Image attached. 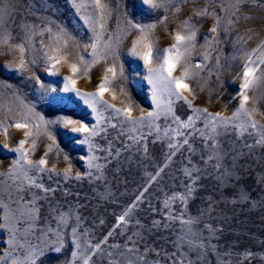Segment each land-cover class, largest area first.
Masks as SVG:
<instances>
[{
  "label": "rangeland",
  "instance_id": "obj_1",
  "mask_svg": "<svg viewBox=\"0 0 264 264\" xmlns=\"http://www.w3.org/2000/svg\"><path fill=\"white\" fill-rule=\"evenodd\" d=\"M107 2L113 12L108 28L118 31L122 37L117 49L120 56L117 71L123 65L124 77L113 85L117 99L113 100L111 93H105L104 99L116 107H123L131 101L134 117H140L149 111L159 112V115L146 118L136 125V131H132L127 125L112 118L108 112H103L97 127L98 134L92 136L88 144L78 143L87 134L73 133L71 126L48 125V130L55 138V145L48 154L46 167H54L60 175L41 173L27 165L21 169L15 166L20 154L12 149L19 147L18 142L24 139V130L9 125L15 121L22 122V115L26 111L22 104L30 105L45 120L65 117L92 128L97 125V118L96 113L74 93L61 91L64 86L63 77L71 75L67 65L59 66L56 76H49L44 71L42 60L33 66L32 71L49 89L42 92L28 73L19 74L14 67H6L10 62L15 63L18 53H11L7 45L0 46V103L6 106L0 111V264H84L86 258L89 259V264H102V258L103 264H107L109 251L114 253L112 258L117 264L120 261L140 264L137 254L127 251V247H134L135 242L140 239L137 233L143 234L155 247H163L169 252L174 250L173 242L177 246H181L182 240L196 245L201 240L210 239L211 243L219 246L221 254L231 250L233 255L230 259L233 264H237L241 258L237 254H242L245 250H250L254 258L245 260L244 264H264V144L256 143L264 137V128H239L241 120L234 119L226 128L218 127L217 135L205 120L206 114L201 113L197 117L183 101H175L174 98L162 95L161 107L157 109L152 102L151 85L145 79L147 73L143 62L128 55L132 41L139 32L129 30L126 23L128 20L138 24L156 23L152 38L156 41V46L163 49L173 42L170 33L178 30L181 22L192 15L193 8L214 9L215 15L200 18L199 21L193 17L190 23L199 29L197 52L202 53L204 49L200 46L204 44L205 34L216 23L217 16L223 17L218 33H208L218 35L222 44L217 45L219 52L213 53L207 67L188 83L196 94L193 107L232 117L240 103L238 92L242 82L240 76L245 63V50L251 52L252 49H257L253 59L264 51V48H258L261 38H264V8L241 5L237 11L231 0H215L211 4H206V0H188L187 3L177 4L173 0L156 10L149 9L143 4V0ZM49 7L55 10L37 9L36 15H27V19L40 24L42 20L37 17H48L67 26L83 49L89 43L91 33L75 14V9L66 0H53ZM91 13L92 9L88 8L85 14ZM229 18L233 20L232 25H227ZM22 19L24 15H13L10 19L0 17L4 29L10 31L14 38L13 43H19L23 38L19 27ZM161 19H164L163 24L159 23ZM226 26L231 29L227 34L223 31ZM247 35H252L253 38L246 44L233 46L238 36ZM81 54L89 59L87 52L81 51ZM217 56L219 68L214 67ZM201 59L200 55L194 54L192 62L197 63ZM113 62V58L101 61L90 70L88 76L81 73L76 78L77 88L82 92H94L104 75V68ZM179 72L178 69L175 75H179ZM120 87L125 88V93L119 92ZM248 94L250 101L247 107L256 108L253 119L258 125L264 126V78L257 80ZM184 95L188 96V93ZM169 99H173L171 115L167 114ZM189 99L192 97L189 96ZM189 116H193L194 125L190 129L180 128L179 123L174 120L178 117L180 123H186ZM113 123L117 125L115 128L111 127ZM4 127H8L7 137L4 135ZM131 136L137 139L143 136L144 139L137 143L136 140L129 139ZM209 137H213L224 147L233 145L235 149L220 161L222 166L219 170L212 168L216 160L204 163L207 156L214 152L211 147L212 139ZM32 139H36L37 143L35 151H29V157L36 161L44 155L51 141L45 135L33 136L24 145L25 149L29 148ZM185 139L189 141L188 145L184 144ZM169 143L176 145L175 149L169 148ZM173 151L176 154L167 158ZM237 152L241 155L233 160ZM65 156L68 157L67 160L64 159ZM69 166L72 172L65 179L62 173ZM160 169H163L160 177L149 183V177ZM194 169L200 171H193V177L199 176L201 179L197 182L195 197L187 203L184 219L199 217L201 223L188 226L180 220L174 221L166 217H178L185 210V205L173 197L186 192L185 184L190 181L184 172ZM225 169L233 174L223 176ZM77 172L81 173L82 179L74 178ZM88 172H91V176L87 175ZM216 175L223 176L224 183L214 179ZM36 184L54 191L46 193L37 188ZM144 188L148 191L144 193L142 202L132 207L135 197ZM209 195L217 201L216 211L211 216L205 213L200 217L201 209L207 206L205 198ZM244 196L250 199L245 201ZM125 211L129 212L126 223L115 226L117 217ZM101 220L104 221L103 224ZM153 220L161 221L160 228H152ZM205 223L222 231L216 237H209L208 231L203 227ZM109 231L113 235L101 249L93 251L94 245ZM129 237L132 239L129 240ZM111 245L119 247L111 248ZM57 247L61 249L60 252L54 250ZM186 250L187 245L184 244L182 251ZM74 252L77 253L76 256H73ZM189 255L191 259H195L194 254ZM219 259L215 253H208L200 264H218Z\"/></svg>",
  "mask_w": 264,
  "mask_h": 264
},
{
  "label": "snow or ice",
  "instance_id": "obj_2",
  "mask_svg": "<svg viewBox=\"0 0 264 264\" xmlns=\"http://www.w3.org/2000/svg\"><path fill=\"white\" fill-rule=\"evenodd\" d=\"M173 0H143V4L147 5L149 9L156 10L162 7H165L166 4L172 3ZM188 0H175L177 4L187 3ZM215 0H206V4H211ZM232 6H234L237 11L241 5H253L256 7L264 8V0H231ZM53 3V0H8L5 3V0H0V17L11 18L13 15H24V19L20 22V30L23 33V38L20 39L19 43H13V37L10 31L4 29L3 23L0 22V46L7 45L11 53H18V58L13 64L10 62L6 67L15 68L19 74L28 73L32 79L35 80L36 84L40 86L42 92L48 91L49 89L41 83L40 77L32 71L33 66L37 65L41 60L43 61L44 71L49 76H56L59 73V66L67 65L71 75L63 77L64 86L61 89L64 93H74L76 97H79L83 102L92 109L93 113H96L97 125L89 128L86 124L79 121L58 117L55 120H45L42 116H39L35 113L32 107L28 104H22L26 111L22 115V122L15 121L10 123V127L15 129H23L24 139L20 140L19 147L12 149L20 154V158L15 161V166L24 169V166L27 165L30 169H35L38 172L44 173H56L55 168H47L48 164V154L52 152L55 145V138L48 130V125L52 124H61L64 127L71 126V131L73 133L87 134L83 140H79L80 144L90 143V138L97 135V127L99 126L102 113L108 112L109 115L117 119L120 124L127 125L132 131H136V125L143 122L146 118L158 116L159 112L149 111L145 115L140 117H134L132 114V102L129 101L123 107H116L115 104L108 103L104 99L105 93H111V98L113 100L117 99V93L113 89L114 82L124 77L123 65H120L119 72L117 71V62L120 60V56L117 54V49L119 48L122 37L118 31H111L108 28L109 19L112 17L113 12L109 7L107 0H66V3L70 4L73 9H75V14L79 16L80 20L83 21L85 27L91 33L89 37V43L83 46L75 39L71 31L67 26L56 23L48 17H37L42 20V23L37 24L27 19V15H36V10L41 9L43 11H54V8H50L49 5ZM23 5V7H19ZM91 8V14H85L87 9ZM223 11V7L221 8ZM179 11V8H177ZM215 15V10H209L208 7L203 8H193L192 15L187 19L183 20L179 25L178 30L174 33H170L172 43L163 49H160L156 46V41L152 38V31L157 27L156 23L149 24H138L133 23L131 20H128L127 27L129 30H136L139 32V35L132 41L131 48L128 50V55L138 58L143 62V65L146 69L145 79L148 84L151 85V97L152 102L157 109L161 107V96H167L169 98H174L175 101H183L188 107L192 110L194 114H197V117L201 113H205V120L211 128L213 133L217 135L216 132L218 127H227L234 119H240L241 124L238 125L239 128H245L246 126L251 127L252 129H257L258 127L264 128L262 125H258V122L253 119V113L256 112V108L253 107L249 109L247 105L250 101V96L248 90L252 87L257 80L264 78V51H261L255 59L253 55L256 53L257 49H252L251 52L245 50V63L242 70V76H240L241 83L239 85V108L236 112L233 113L232 117H224L221 113L217 112L215 114L210 113L207 109L195 108L193 107V100L196 98V94L188 81L193 77L199 76L200 71H203L207 67V62L212 58L213 53L219 52L217 45L222 44L218 35H208L217 34L218 28L220 27L223 17L217 16L216 23L213 24L209 29L208 33L205 34L204 44L201 45L204 49L202 53L197 52V33L199 29L196 28V25L190 23V21L195 17L197 21L200 18ZM235 15V13H233ZM166 19V17H165ZM239 17H237V20ZM247 19V17H245ZM46 21V23L44 22ZM160 24L164 23V19L159 21ZM233 20L229 18L227 20V25H232ZM223 31L227 34L231 31L229 27H224ZM251 32V30H248ZM253 37L252 35L247 36H238L234 41V47L237 44H246ZM258 48H264V38H261ZM88 49H91L89 52ZM81 51L87 52L89 59H86ZM200 55L202 59L197 62H192L193 55ZM109 58H113L114 62L104 68V75L101 81L97 84L96 90L94 92H82L77 88V79L82 73L85 76H88L90 70L101 61H106ZM155 64V66H153ZM214 67H220L219 56H217L216 64ZM180 70L179 75H175L177 70ZM199 70V71H196ZM110 74V75H109ZM211 75V72L209 73ZM259 74V75H258ZM75 77V78H74ZM119 92L121 94L125 93V88L120 87ZM188 93V96L184 95ZM189 96L192 99H189ZM43 98V97H41ZM63 99V98H62ZM173 99L168 101L167 114L171 115L172 109L171 104ZM123 103V101H121ZM99 106V107H98ZM5 105L0 103V111L5 109ZM10 111V109H9ZM123 119H119V118ZM176 123H179L180 128L190 129L194 127L193 125V116L188 117L186 123H180L179 118H174ZM117 125L115 123L111 124V127L115 128ZM5 137L8 136V127L3 129ZM199 131V130H197ZM183 135V133H180ZM191 134V133H189ZM41 135L47 136V139L51 143L47 146V151L44 153L41 158L34 161L29 157V151H35L36 148V139H32V143L29 148L25 149L24 145L27 143L28 139ZM203 135V133H201ZM131 140H136L137 143L144 139L143 136L129 137ZM211 147L214 149L212 155H208L207 159L204 161L205 164H208L212 160L217 162L212 165L214 170H219L221 168L220 161L225 159L230 152L235 151L233 145L224 147L220 142L216 141L213 137ZM257 144H264V137L256 142ZM184 144L188 145L189 141L184 140ZM246 147L251 148V145H245ZM7 147V145H5ZM169 148L175 149L176 145L169 143ZM191 150V148H190ZM175 151L170 152L167 158L174 156ZM241 153H236V156L233 157L235 160L239 157ZM65 160L68 159L67 156L64 157ZM89 167L92 165L89 163ZM163 169L158 170L154 175L149 177V183L156 181L160 177ZM193 171H200L199 169L194 170H185L184 175L190 181V183L185 184L186 192L179 197H173V199H179L181 203L185 205V210L182 211L180 216L166 217V219L180 220L181 223L191 226L200 224L201 220L199 217H192L189 219H184L186 214V206L188 201L193 199L198 191L197 182L201 177H193ZM72 169L71 166L63 170V176L65 179L69 178L71 175ZM233 173L228 169H225L223 176H231ZM25 175H27V170H25ZM88 176H91V172L87 173ZM223 176L216 175V179L219 183H224ZM76 180L82 179L81 173L77 172L74 177ZM34 184V181H29ZM37 188L43 189V191L51 192L54 191L50 188H44L43 185L36 184ZM148 189L144 188V191L135 197V202L132 204V207H136L138 202H142L144 193ZM245 201L249 200L250 197L244 196ZM206 207L202 208L200 211V217L205 213L211 216L217 208V201L209 195L205 198ZM235 203V201H232ZM264 203V201H262ZM165 208H167V202L165 203ZM131 209H129L130 211ZM155 211V209H151ZM129 212L125 211L122 215H119L116 219L115 226H121L126 223V217ZM104 221L101 220V224ZM139 224V221H137ZM161 226V221L153 220L152 228L158 229ZM167 225H165L166 227ZM209 233V237H216L219 231L218 229L209 223L203 225ZM149 232L151 229L148 230ZM113 235L112 231H109L102 240L94 245L93 251L101 249V246L105 244L109 237ZM123 235V233H121ZM140 236V239L135 242L134 247H127L128 252L136 253L140 264H200L204 259L205 255L208 253H215L220 257L218 264H233L230 257L233 255L231 250H227L221 254L219 251V246L211 243V240H201L199 244L193 245L191 241L181 242V246H177L173 242L172 251H168L165 248H157L154 246V243H149L143 234L137 233ZM132 238L129 237V240ZM186 244L187 250L182 251V246ZM111 248H118L119 245H111ZM56 252H60V248L57 247L54 249ZM189 254H194L195 259H191ZM77 253H73V256H76ZM240 259H238L237 264H244L245 260H250L254 258V254L250 250H245L242 254H237ZM108 259L107 264H117V261L113 259L114 253L109 251L107 253ZM179 257V259H178ZM229 257V259H225ZM84 264H89V259L84 260ZM103 264V258H102ZM119 264H134L133 261H120Z\"/></svg>",
  "mask_w": 264,
  "mask_h": 264
},
{
  "label": "bare ground",
  "instance_id": "obj_3",
  "mask_svg": "<svg viewBox=\"0 0 264 264\" xmlns=\"http://www.w3.org/2000/svg\"><path fill=\"white\" fill-rule=\"evenodd\" d=\"M99 71V70H98ZM239 73V72H238ZM238 75V74H237Z\"/></svg>",
  "mask_w": 264,
  "mask_h": 264
}]
</instances>
